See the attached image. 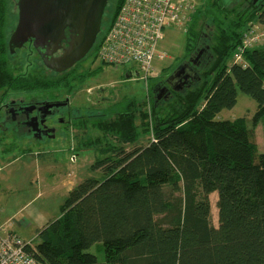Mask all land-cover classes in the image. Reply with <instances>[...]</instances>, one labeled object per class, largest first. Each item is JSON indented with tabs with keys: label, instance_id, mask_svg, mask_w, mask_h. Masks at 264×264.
Here are the masks:
<instances>
[{
	"label": "trees",
	"instance_id": "1",
	"mask_svg": "<svg viewBox=\"0 0 264 264\" xmlns=\"http://www.w3.org/2000/svg\"><path fill=\"white\" fill-rule=\"evenodd\" d=\"M123 1L113 0L110 15L102 19L89 52L92 62L100 61L102 38ZM242 1L243 8L223 0L197 2L184 24L185 55L202 50L197 74L174 91L167 109L157 107L159 96L151 89L152 105L144 114L152 120L149 144L105 148L103 157L94 147L91 169L102 176L82 178L36 240L24 239L29 243L23 248L36 264H264V151L244 117H219L235 106L239 89L256 101L253 124L261 120L264 127V45L243 50L246 66L231 62L243 33L264 28V0ZM7 10L8 0H0L1 80L10 75L8 83L17 91L48 98L81 81L75 65L42 78L29 68L19 76L10 73L16 65L7 60ZM24 62L30 65L31 59L26 55ZM131 65L127 72L137 70ZM76 116L80 123L82 115ZM134 118L127 108L92 124L118 142L133 143L139 134ZM95 242L102 243L104 261L88 250Z\"/></svg>",
	"mask_w": 264,
	"mask_h": 264
},
{
	"label": "rangeland",
	"instance_id": "2",
	"mask_svg": "<svg viewBox=\"0 0 264 264\" xmlns=\"http://www.w3.org/2000/svg\"><path fill=\"white\" fill-rule=\"evenodd\" d=\"M16 2L17 0H8V20L3 26V30L7 34L11 32L18 17ZM223 2L228 7L243 8L244 6L242 0H223ZM112 3L113 0H109L108 9L112 8ZM105 15L109 16L110 14L105 12ZM258 31L255 30L253 33ZM185 39L183 25L166 30L165 37L159 45V48L166 52V56L153 61L152 69L146 78L141 74L139 77L125 78V73L132 66L131 64L116 63V61L115 63L102 64L98 60L92 62V56L88 53L89 55L87 54L74 66L83 76L81 81L71 88L66 87L63 91H55L58 98L66 97L69 99L71 107L79 108L80 111H76V113L83 117L80 123H74L67 134L55 137V139L43 137L39 140L31 135L14 138L0 133V150L4 147L10 148L8 152L0 153V225L4 230L12 228L19 236L34 242L36 240V222L40 216L46 219L42 224L57 217L60 213V206L71 188L76 186L82 178L102 176L99 171L91 169L96 158L94 147L99 152L101 151L102 154L99 156L103 157L105 148L125 147L126 150H130L134 146H144L153 140L152 120L147 115L145 118L144 115L145 111L148 114L150 112L151 92L154 90V86L158 88L155 81L160 80L153 76L164 75L163 78H167L178 65L185 64L184 62L188 58L185 55ZM261 45H264V37L256 42L253 41V44L248 48ZM25 53L18 51L11 54L9 59L15 60V62L12 63L7 59L9 65L19 64L20 71L29 68L30 65L24 62ZM30 59L41 64L36 53ZM232 60L233 58H231V62ZM136 65L139 66L138 63ZM87 68H89L88 72ZM46 71L49 70L44 69L45 75L49 76ZM158 99V106L157 103L156 106L167 109L171 98L160 96ZM127 108L134 113V124L139 133L137 140L133 143L118 142L117 136L109 132L102 133L92 124L93 121H99V119H111L117 112L125 111ZM257 109L256 101L237 89L235 106L229 110H223L219 117L230 120L244 117L248 127L254 129L259 150L264 151L262 121L253 124ZM144 128L148 129L144 130ZM239 135L242 137V133ZM8 138H12V140L10 139V141ZM83 141H87L90 145L92 143V145L86 147L83 145ZM14 145H16L15 148ZM12 153L19 154L20 157L9 164L11 161L8 159L11 158ZM37 155H39L38 158H36ZM214 198L213 192L210 195L211 214L213 223H216ZM100 245L102 243L95 242L88 250L94 253L99 261H104V251Z\"/></svg>",
	"mask_w": 264,
	"mask_h": 264
},
{
	"label": "built area",
	"instance_id": "3",
	"mask_svg": "<svg viewBox=\"0 0 264 264\" xmlns=\"http://www.w3.org/2000/svg\"><path fill=\"white\" fill-rule=\"evenodd\" d=\"M198 1L124 0L102 38L98 59L106 64L115 61L133 64L146 78L153 61L166 56V52L159 48L165 31L178 25L184 26ZM261 37H264V29L243 33L242 45L235 49L233 62L246 66L243 50ZM28 243L15 234L0 232V264H36L23 248Z\"/></svg>",
	"mask_w": 264,
	"mask_h": 264
},
{
	"label": "water",
	"instance_id": "4",
	"mask_svg": "<svg viewBox=\"0 0 264 264\" xmlns=\"http://www.w3.org/2000/svg\"><path fill=\"white\" fill-rule=\"evenodd\" d=\"M108 0H17L18 19L8 46L11 52L31 41L43 65L61 73L73 67L92 49L101 29ZM66 45H63V43ZM195 70L178 65L167 77L179 79L182 88ZM139 77L138 70L125 78ZM192 78V77H191ZM176 91V87L174 88Z\"/></svg>",
	"mask_w": 264,
	"mask_h": 264
},
{
	"label": "flooded vegetation",
	"instance_id": "5",
	"mask_svg": "<svg viewBox=\"0 0 264 264\" xmlns=\"http://www.w3.org/2000/svg\"><path fill=\"white\" fill-rule=\"evenodd\" d=\"M251 1L255 3L258 0ZM16 9L18 16L17 4ZM105 12H110V9H106L104 11L103 17L106 16ZM17 19L18 17L16 18V23L10 33L7 34L6 31H4V35L6 38L7 59H9V56L11 54L15 52L17 53L18 51L26 52L25 54L29 58L34 56L35 53L36 55H38L34 50L31 41L25 43L20 49H15L13 52L10 51L8 40L17 24ZM63 45H66V43L64 42ZM201 53L202 50L197 53H191L190 55H188V58L184 63L193 68L197 65L196 61ZM25 57L26 56H24L23 58L25 59ZM38 57L42 62L39 55ZM11 62L14 63L15 60ZM20 67L21 66L17 64L14 70L11 69L10 73L16 72L18 76L19 74L22 75L23 72L20 71ZM1 68L2 70L6 69V65H2ZM29 71L31 74H35L39 77L42 74L45 75L44 70L41 69V65L36 63V61H33L32 59L29 66ZM48 73L49 75L59 74L51 70H49L47 74ZM191 77L193 76H189L188 78H186L185 83L189 81ZM40 78H42V76ZM9 79H11L10 75ZM8 80H6V77L1 80L0 75V133L14 138H17L21 135H31L33 138H39V140L43 137H50L49 139H55V137L57 138L61 135L63 136L67 134L70 127H72L74 123L77 122L75 107H71L68 98L64 97L60 99L56 95L53 98H48L40 92L30 93L28 95L26 92H22L19 90L17 91L11 86V82L8 83ZM178 80L179 79H171V82H168L167 78L160 79L155 82L158 88L153 85V92H156L155 95L157 97L162 96L164 98H171L175 92L183 90L184 85L186 86V84L184 83L183 87L179 88ZM175 87L177 91L174 89ZM45 105H47L46 108L44 107ZM10 139L12 140V138H8V140Z\"/></svg>",
	"mask_w": 264,
	"mask_h": 264
},
{
	"label": "crops",
	"instance_id": "6",
	"mask_svg": "<svg viewBox=\"0 0 264 264\" xmlns=\"http://www.w3.org/2000/svg\"><path fill=\"white\" fill-rule=\"evenodd\" d=\"M15 146L16 145H14V148H15ZM31 147H33V146H31ZM10 150V148H8V147H4V148H2L1 150H0V153L2 154V153H6V152H8ZM24 150V149H23ZM11 158L10 159H8V160H10L11 162L9 163V164H11V163H13V162H15L19 157H20V155L19 154H14V153H12L11 155ZM39 157V155H37L36 156V158H38ZM46 219L44 218V217H42V216H40V218L38 219V221L36 222V224H37V230H36V234H37V232H38V230L46 223H44V224H42L44 221H45ZM39 223V224H38ZM41 224H42V226H41ZM41 226V227H40ZM40 227V228H39ZM0 232L1 233H3V234H6V233H16V232H14L13 231V229L12 228H7L6 230H4V228H3V226L2 225H0ZM20 237L21 238H23V239H25V240H31V239H27L26 237H23V236H21L20 235Z\"/></svg>",
	"mask_w": 264,
	"mask_h": 264
},
{
	"label": "bare ground",
	"instance_id": "7",
	"mask_svg": "<svg viewBox=\"0 0 264 264\" xmlns=\"http://www.w3.org/2000/svg\"><path fill=\"white\" fill-rule=\"evenodd\" d=\"M108 2H109V0H108ZM108 2H107V5H108ZM107 5H106V7H107ZM106 9H107V8H105V10H106ZM40 65H41V69H43V70L46 69V67H45L43 64H40ZM44 107L46 108L47 105H45ZM49 138H50V137H49ZM49 138H48V139H49Z\"/></svg>",
	"mask_w": 264,
	"mask_h": 264
},
{
	"label": "clouds",
	"instance_id": "8",
	"mask_svg": "<svg viewBox=\"0 0 264 264\" xmlns=\"http://www.w3.org/2000/svg\"><path fill=\"white\" fill-rule=\"evenodd\" d=\"M139 75H140V73H139Z\"/></svg>",
	"mask_w": 264,
	"mask_h": 264
}]
</instances>
